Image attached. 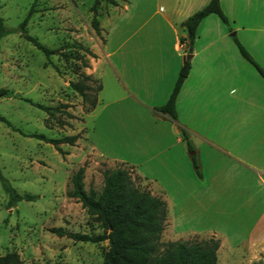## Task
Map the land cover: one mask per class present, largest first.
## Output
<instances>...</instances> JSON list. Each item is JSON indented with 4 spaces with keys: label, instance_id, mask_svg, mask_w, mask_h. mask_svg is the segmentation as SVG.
I'll return each instance as SVG.
<instances>
[{
    "label": "crops",
    "instance_id": "crops-1",
    "mask_svg": "<svg viewBox=\"0 0 264 264\" xmlns=\"http://www.w3.org/2000/svg\"><path fill=\"white\" fill-rule=\"evenodd\" d=\"M208 1L110 4L100 55L86 66L106 67L109 84L86 115L82 149L134 165L167 202L164 229L218 237L216 264H253L264 260V78L233 35L264 68V0H220L229 25L215 12L200 20L176 96L178 120L154 108L168 99L189 53L180 21Z\"/></svg>",
    "mask_w": 264,
    "mask_h": 264
},
{
    "label": "rangeland",
    "instance_id": "rangeland-1",
    "mask_svg": "<svg viewBox=\"0 0 264 264\" xmlns=\"http://www.w3.org/2000/svg\"><path fill=\"white\" fill-rule=\"evenodd\" d=\"M110 4L106 0H0V16L7 27H19L32 8L26 31L55 48L47 58L21 30L0 38V89H6L0 93V169L19 192L35 195L7 206L8 193L0 180V254L16 250L24 264H104L107 239H75L56 233L51 227L87 233L104 230L67 190L72 187L71 176L80 165L85 163V188L93 186L100 191L103 169L118 164L82 149L89 128L86 115L103 93L99 85L107 88L109 84L106 67L104 72H86L83 64L87 59L89 67L94 68V59L100 55L96 51L100 52L106 36L104 31L98 35L91 25L92 6L107 24L105 14ZM86 48L96 55H90ZM72 82L84 87L85 97L72 87ZM27 97L49 105L50 110L31 103ZM76 132L80 136L74 144L58 143L65 153L44 137L30 134L60 137ZM136 182L147 185L143 178ZM209 236L198 232L178 236L163 229L160 241Z\"/></svg>",
    "mask_w": 264,
    "mask_h": 264
},
{
    "label": "trees",
    "instance_id": "trees-1",
    "mask_svg": "<svg viewBox=\"0 0 264 264\" xmlns=\"http://www.w3.org/2000/svg\"><path fill=\"white\" fill-rule=\"evenodd\" d=\"M106 1L113 4L117 2V0ZM92 10L91 25L95 32L101 35L102 26L95 5L92 6ZM31 11L32 8L19 27L16 28L7 27L2 16H0V38L10 31L21 30L22 35L41 48L46 57L49 58L55 48L44 45L25 29ZM210 12L217 13L222 21L229 25L220 0H209L203 7L197 9L180 22L186 29V34L181 36L180 40L185 43L187 52L191 53L193 51L197 26L200 20ZM229 28L232 30L231 26ZM233 37L240 53L257 68L264 78V68L253 58L236 35H233ZM86 50L90 55H96L91 48H86ZM83 64L84 66H89V61L86 59ZM190 66V57H188L180 67L168 99L161 105L154 107L176 121L178 120L176 96L189 72ZM71 85L83 97L86 96L85 89L81 84L72 82ZM100 88L101 84L99 85ZM5 92L6 89H0V93ZM27 100L45 110H50L49 105L33 101L30 97H27ZM1 118L5 119L3 116ZM179 126L188 148L193 150L194 147L187 129L182 125ZM30 134L44 137L47 141L52 142L62 153H65V151L58 145L59 142L74 144L80 136L78 132L65 134L60 137H46L42 133ZM192 158L194 164L197 165L195 154H192ZM84 172L85 163L73 172L71 176L72 187L67 190V193L70 196L77 197L82 205L101 223L104 230L99 233L73 232L63 226H53L51 227L52 231L80 240L97 241L107 239L109 246L104 255V264H216L219 239L213 235L200 239H173L163 243L160 241L161 233L167 223V202L160 195L154 194L147 185L140 186L136 182L137 179H141V176L134 171V165L125 161H118V164L114 167H105L102 171L103 184L100 191L93 186L88 189L85 188ZM0 180L8 193L7 206L15 204L20 199H33L35 197L32 193L19 192L3 175L1 169ZM0 264L24 263L16 250H10L0 254ZM253 264H264V260L256 261Z\"/></svg>",
    "mask_w": 264,
    "mask_h": 264
},
{
    "label": "water",
    "instance_id": "water-1",
    "mask_svg": "<svg viewBox=\"0 0 264 264\" xmlns=\"http://www.w3.org/2000/svg\"><path fill=\"white\" fill-rule=\"evenodd\" d=\"M187 57H190V53H186V54L183 56V59H186Z\"/></svg>",
    "mask_w": 264,
    "mask_h": 264
}]
</instances>
